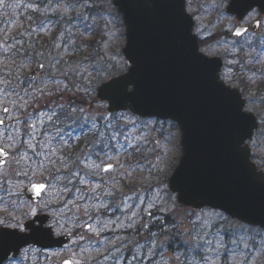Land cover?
Listing matches in <instances>:
<instances>
[{"label":"rangeland","instance_id":"obj_1","mask_svg":"<svg viewBox=\"0 0 264 264\" xmlns=\"http://www.w3.org/2000/svg\"><path fill=\"white\" fill-rule=\"evenodd\" d=\"M42 1L3 0L0 3V9L3 12L12 8L9 16L2 20L0 18V44L3 45L4 51L10 50V48L14 49L15 46L21 47L20 44L23 43L21 37L26 25V19L23 17L27 10L31 8L39 11L40 14H44V19L54 11H61L60 15L65 17L74 14L76 16L75 25L79 24L77 19H81L84 25L91 20L86 15L85 9L87 6H92L93 0H81L77 4L73 1L70 4L68 2L70 0H63L64 2L56 0L59 7L50 6L52 1L44 6ZM95 1L103 7L100 20L95 17L96 22L91 20L89 24L99 26L100 30L97 36L92 32L89 34L88 32H81L82 28L76 30L75 38L73 35L67 40L63 39V44L59 42L56 46L52 58L56 57L61 50L63 51L64 47H66L65 54L61 55L62 57L58 59L59 61L56 62L55 67L51 64L53 60L48 61L46 68L35 81L30 82L27 78V73L36 64L33 61L27 60L21 68L14 69L8 64L7 59H0V118L8 122L6 126L0 128V147H5L15 153L13 158L19 154L21 149L19 136L22 129L20 127L21 122L18 120L20 112L25 111L29 105H33V101L48 97L52 91H55V88L58 90L57 92L65 97H60L59 102L73 103L76 107L83 109L86 107L83 112L84 116L93 117L99 113H109L107 104L97 96V88L102 81L108 80L128 68V63L122 53L125 44V26L122 16L112 4V0ZM229 1L187 0L186 5L188 12L195 19V33L202 40H206L207 36L212 34V42H215H205L200 50L209 56H220L224 59L225 64L221 70V79L226 84L241 91L246 99L245 108L247 111L256 114L261 113L258 103L260 96L258 92H253H255V87L258 86L264 75H255L251 72L260 63H264V56L260 57L255 49H250L252 60L257 58L251 69L252 71L247 72L248 77H252L251 86L248 89L249 93L253 94V100L250 102V95L246 94L235 81L238 80L241 86L248 81L245 80L244 70L240 71V66H237L238 60H234L237 55V46L227 38L217 41L223 34L232 32L238 24L235 16L226 11ZM1 10L0 13L3 17ZM258 18L262 20L264 29V15H260L256 9L246 17L243 24L252 23ZM98 20L99 22H97ZM63 23L60 19L58 22L53 18L45 20L41 24L40 30L33 27V32L28 38L31 40V37H34L38 32L50 41L55 38L59 31L56 26L61 27ZM15 37H20V39H14ZM73 46L80 47L79 50L82 52L79 53L77 49V52L74 53V49H70ZM263 46L264 40L257 45V50H261ZM243 48L247 49L246 43L243 44ZM87 51L89 53H86ZM229 51L232 54L226 57L225 54ZM92 55L94 60L91 61L88 57H92ZM71 56L75 57L73 64L68 60ZM86 57L87 59H85ZM244 57H247V52L244 53ZM228 59H233L229 61L231 68L226 66ZM65 60L66 62L62 63ZM60 63L63 64V68L58 67ZM93 66H95L96 71L100 72V77H97L96 71H93ZM14 71H17L16 74H14ZM53 77H55V80H53ZM66 85L67 87H65ZM36 89H43L44 94L41 96L40 93L36 92ZM64 90H67L70 95L75 94L74 97L79 102H74L72 98L65 96ZM101 104L104 107H99ZM5 107L9 108V113L3 112ZM109 114L116 117V119L111 120V123L123 128L126 135L130 134L135 137L143 132L148 135L149 139H154L155 136L156 139L154 140L159 141L160 147L155 144H149L147 147L150 149L156 148L162 171H158L153 167L151 173H149L146 170L148 161L140 152L131 149L125 151L121 148L120 145L126 143L123 136H118L111 141V144L115 147L108 150V155L114 157L113 159H108L102 151L100 152V157L104 162L116 165L114 171L100 173L98 176H87L84 174L88 169H83L82 175L89 182L86 185L77 183V186L83 189L85 197L83 200L78 198L80 193L75 196L70 193L61 195L60 189L64 182L49 176L50 173L55 174L54 167L49 169L46 166V171L39 170L32 180L26 181V184L47 181L55 187H49L41 202L32 203L29 206L37 207L39 205L38 213L46 212L52 215L50 225H52L56 235L72 233L73 231L76 234L72 236L70 243L62 249L43 251L36 247H28L33 249L28 250L26 248L25 252L31 254L34 260L43 257L45 260L43 264H61L66 258H70L74 264H205L202 259H195L205 255L210 257V260H215L216 264H264V230L246 226L220 211L208 208L192 209L191 206L180 203L177 200V194L170 191L168 180L181 156V135L176 123L141 118L129 111ZM120 117L134 121L135 127L132 124H127L124 127L126 121L120 119ZM259 120L261 122V119ZM107 123L106 120H101V123L98 120L96 122L94 130H100L98 127L101 126L100 134L103 133V136L100 134L97 136L93 131H88L85 135L76 134L71 146L68 143L70 140L68 136L62 138L59 142L62 148L69 153L75 152V147L80 142H85L86 154L91 153L92 159L96 163H100L101 160L96 159L99 146L113 133L112 129L106 127ZM145 125L147 126L145 127ZM172 125H175V127H172ZM94 144L96 147H94ZM249 145L252 149V155L255 156L252 157L254 162L259 167L260 165L263 166L264 130L254 135ZM172 146H175L174 150L169 151L168 149H171ZM156 153L151 151L147 153L153 162H157ZM57 156L60 157L63 165L68 169L76 167L75 161L77 158L85 159V155L75 156L67 163L64 160V155L60 152H57ZM9 165H12V161ZM56 167H61V165ZM80 167L83 168V164ZM127 173H130V175ZM101 177L107 183L97 187L95 193H90L88 188L94 187ZM111 177H116V180H112ZM157 185L160 186V190H157ZM109 192L112 194L109 195ZM90 195L95 198L89 199ZM45 201L48 203V207H45ZM61 201H64L65 207L57 209ZM52 205L55 206V209H50ZM29 206L23 208L20 216L24 222L32 218L31 216H23V213L28 211ZM165 215L169 220L172 218V221L177 224H175L174 235L177 241L174 247L176 248L178 244L183 242L187 245V249L184 251L174 253L172 248L167 246V243L170 244L172 240L169 234L172 231L170 225L163 229L165 234L156 236L153 239L152 237L155 236L156 232L152 234L145 232L153 222L164 219ZM205 221H208L207 226H205ZM86 225H91V229L87 228ZM136 227L142 230L136 233ZM201 237H203V240L213 241L210 250H205L206 245L204 249L198 247L203 243ZM217 240H221L224 245L219 250V256H217L215 250ZM233 240L235 243H232ZM146 245L148 248L146 255H144L142 247ZM186 253L188 257L185 256ZM188 260L191 261L188 262Z\"/></svg>","mask_w":264,"mask_h":264},{"label":"water","instance_id":"obj_2","mask_svg":"<svg viewBox=\"0 0 264 264\" xmlns=\"http://www.w3.org/2000/svg\"><path fill=\"white\" fill-rule=\"evenodd\" d=\"M113 4L126 25L123 51L130 67L100 86L98 96L109 102L110 111L130 109L143 117L171 118L179 123L182 155L169 184L180 203L194 209H218L264 228V172L251 161L246 144L258 127L257 117L244 110L245 100L238 89L219 80L221 59L199 51L186 0H113ZM256 7L264 12V0H231L228 11L241 20ZM41 69L35 68L30 78ZM113 81L119 83L107 89ZM127 85L128 90L136 88L134 94L125 93ZM239 105L246 117L239 115ZM242 136L241 147L247 146V152L240 148ZM6 152L7 156H0V166L10 157ZM24 192L35 203L44 193L37 197L31 184ZM50 221V215L38 214L33 228L39 231L18 233L23 239L0 247V264L11 255L16 258L30 244L42 249L68 244L70 234L56 236L53 228L46 226Z\"/></svg>","mask_w":264,"mask_h":264},{"label":"trees","instance_id":"obj_3","mask_svg":"<svg viewBox=\"0 0 264 264\" xmlns=\"http://www.w3.org/2000/svg\"><path fill=\"white\" fill-rule=\"evenodd\" d=\"M75 4L79 3L81 0H72ZM72 1L70 3H72ZM12 8L7 9L6 11H2L3 17L1 16L0 13V18L5 19L7 16H9V13ZM100 10L102 12L103 7L98 4L97 1L93 0L92 1V6H87L85 9L86 15L90 17V19L93 21L96 16H100ZM90 21L86 22V25H84L83 21L81 19H77L79 21V24L76 26V30H80V26L84 27L87 31L91 30L95 36L99 33V26L95 25H89L91 23ZM96 22V20H94ZM90 26V27H86ZM17 39H20V37H16ZM238 52L240 51L241 45L238 44ZM0 59L8 60V64L12 66V68H21L27 60L33 61V62H41V61H46L48 63V60H36V58H33L35 60L28 59V57L24 56V54H20V52H15L13 54H9L3 50V48H0ZM240 56H243V51L239 52ZM92 60H94V56L92 55ZM51 61V60H50ZM56 61L53 60L51 61V64H55ZM4 70V69H3ZM17 71H14V74H16ZM245 80H247L245 78ZM244 89H247L249 87L248 82L245 83V85L242 86ZM58 90L55 88V91H52L51 94L48 97H43L40 100H35L33 101V105L35 108L36 114L38 112L44 111L48 112V115H51V110L50 109H56L57 116L59 117L57 119L56 116L53 117L52 120H48L47 116H40L37 119L36 117L30 119L29 118V123H36L37 127L36 129L30 130L26 127L24 123V119L21 120V134H20V143H21V149L18 155L12 157V165H8L5 168H0V215L7 214L8 211H14L16 215L21 216L23 208L27 207L30 205V203L27 201L23 194V188L26 186V181L32 180L34 175L38 173L40 169H37V161L44 159L43 157H37L34 153L42 151V149L37 146L34 149L29 148L27 146L26 141H28L30 138L34 137L36 138L35 140L32 139V143L36 144L37 141H41L46 139V134L47 137H52V146L55 148H61L59 149L58 152H60L62 155H64V160L69 163L75 156H84L86 154V148H85V142H80L78 145L75 147V152H68L66 149H63L60 140L66 136L70 138L68 143L70 146L73 144V138L77 133H81L85 135L89 130L90 123L86 121L83 117L84 114L80 113L79 111L76 113H72L71 118H66L62 113L61 109L57 107L59 104H63L65 110L69 108V104L74 105L73 103H65V102H59L58 99L60 97H63ZM258 92L260 94V98L258 102L260 103V112L263 114L264 113V86L258 85V87L255 90V93ZM262 93V94H261ZM64 95L67 96L68 98H72V101L74 102H79L78 99L74 97V95H70L69 92H64ZM65 98V97H63ZM76 106V105H74ZM37 107V108H36ZM23 111V110H22ZM20 112L21 114L23 112ZM99 123H101V120H98ZM100 130H93V132L98 136L101 131V126L98 127ZM264 130V116L262 117V122L260 125V129L258 130L257 134L259 132H262ZM59 133V135H57ZM75 145V144H74ZM67 149H69L67 147ZM46 151V150H45ZM14 154V153H13ZM55 159V157H54ZM11 163V162H10ZM45 164L49 169H51L53 166L48 165L47 161H45ZM66 164V163H65ZM61 165L57 163L54 167ZM264 167V165L262 166ZM24 173H27V175H24ZM65 207L64 201H61L57 209ZM50 209H55V206H51ZM165 215L163 220H158V222H153L147 230H145L146 233L152 234L153 232L155 233V236L152 237L155 238L156 236H162L165 234L163 232V229L169 224L170 228L172 231L169 232L170 238L172 239L170 244L167 243V246L172 248L174 246L175 242L177 241L176 238L174 237L175 235V228H176V222L169 220L168 217ZM176 224V225H175ZM142 229L139 227H136V233L140 232ZM73 234L75 235L76 232L73 231ZM151 239V240H152ZM150 242V241H149ZM152 242V241H151ZM85 248V246H84ZM148 246L146 245L145 247H142L143 253H146ZM185 247V244L181 242L178 244V250L182 251ZM38 260H34L31 255L24 254V256L19 259L18 261H12L10 264H43L44 262L42 261V257H38Z\"/></svg>","mask_w":264,"mask_h":264},{"label":"snow or ice","instance_id":"obj_4","mask_svg":"<svg viewBox=\"0 0 264 264\" xmlns=\"http://www.w3.org/2000/svg\"><path fill=\"white\" fill-rule=\"evenodd\" d=\"M3 0H0V3H2ZM255 27H260V21L257 20L255 22ZM86 27H90V26H86ZM245 32H247V29H242V28H238L234 31V35L236 36H242ZM87 59V57L85 58ZM131 60V59H130ZM38 67L43 68V65H38ZM93 71H96L95 66H93ZM96 75L97 77H100V72L96 71ZM119 83V81H113L111 84H108L106 87L109 90H112L113 86L117 85ZM129 84H133V83H129ZM216 84L221 88V90H226L223 86V84L221 83H217ZM67 87V85L65 86ZM136 88H133L132 90H128V85L126 86V89L124 90L126 94L128 95H132L135 93ZM14 91V89H13ZM77 91H79V89H77ZM227 91V90H226ZM36 92L40 93V95L42 96L44 94V90L43 89H36ZM111 98V97H109ZM35 99V97H34ZM57 107H59L61 109V113L66 117V118H71L72 113H76V112H81L83 113L85 110L83 108H78L72 104H69V108L67 110H65L64 105L63 104H59L57 105ZM99 107H104L102 104L99 105ZM240 105H239V115L241 117H246V115L244 113H242L240 111ZM51 110V115H48V112H38L37 113V119L40 116H47L48 120H52L54 116L57 117V119L59 118L57 116V112L56 109H50ZM9 108L5 107L3 108V112L4 113H9ZM31 114H28L25 116L24 118V123L26 125V127L30 130H35L37 125L36 123H29V116ZM86 121H88L91 125L92 129L96 128V122L97 120H106L108 121L106 127L110 128L113 130L112 135H110L107 140H105L103 142L102 145L99 146V151H97L96 153V159L101 160L100 163H96L95 160L92 159V154L91 153H87L85 154V159H80L77 158L75 163H76V167L68 169L66 166L63 165V161L60 160V157L57 156V152L59 151V149L55 148L54 146H52V137H47L46 134V139L41 140V141H37L36 144L32 143V140H28L25 143H27V146L29 148H35L37 146H39L42 151L39 152H35L34 154L37 157H43L44 159H41L39 161H37V169L40 170H47L45 161H47L48 165L51 166H55L57 163L61 164V167H54V173H50L49 176H51L52 178H55L57 180L63 181V186L60 189V193L61 195L66 194V193H70L73 196H75L77 193H80V196L78 197L79 199L83 200L85 199L84 195H83V189L81 187L77 186V183L79 185H86L89 182L87 180H85L84 175L87 176H98L100 173H108L110 171H114L116 168L115 164L112 163H106L104 162V160L101 159L100 157V152H103V155L105 157H107L108 159H113L114 157L109 156L108 155V150L112 149L115 147V145L111 144L112 140H115L118 136H123L126 140L125 144L120 145L121 148H123L125 151L128 150H133L136 152H140L144 158L148 161V166L146 168V170L151 173L152 168H156L158 171H162V169H160V161H159V154L156 153V148H148L147 146L149 144H155L157 147H160L159 145V141H156L154 139H149L148 135L146 133L141 132V134L139 136H135L132 137L130 134H125V132L123 131V128L121 127H117V125H113L111 123L112 119H116V117H112L109 113H99L96 116L93 117H88V116H84L83 117ZM120 119H125V125L124 127L127 126V124H132L133 127H135V122L134 121H130V120H126V118L120 117ZM5 124V120L3 118H0V125H4ZM147 125H145L146 127ZM172 127H175V125H172ZM57 135H59V133H57ZM101 136H103L104 134L101 133ZM34 138V137H33ZM244 139L245 136L241 137V143H240V148L244 151L247 152L249 151L247 146L241 147V145L244 144ZM65 144L67 143L66 141L64 142ZM94 147H96V145L94 144ZM175 146H172L171 149H168L169 151L174 150ZM46 150V151H45ZM163 150V149H161ZM151 151L153 153H156L157 155V162H153L147 155V153ZM7 152L3 147H0V156H7ZM55 157V159H54ZM81 164H83V168H81ZM142 167H144L142 165ZM83 169H88V171L82 175ZM130 175V173H127ZM24 175H27V173H24ZM47 179V178H46ZM112 180H116V177H111ZM107 183V181H104L103 178L101 177L100 181L94 186V187H89L88 191L90 193H95L96 192V188L100 187L102 184ZM49 187H55V185H50L49 183H31V188L32 190L35 192V195L37 197L41 196V193L43 191H45L47 188ZM157 190H160V186L157 185ZM109 195H111L112 193H108ZM89 199H93L95 198L94 196H89ZM72 202V201H70ZM45 207H48V203L45 201ZM38 208L39 205H37V207H28V211L23 213L24 217H28L31 216L34 219L31 220L28 223H25L20 216L16 215L14 211H8L7 214H3L0 215V247H3L6 243L11 242L13 239H23L22 236H18V233H25L28 230H32V231H39V229L33 228V224L36 223V218H38ZM149 215H151V213H149ZM205 226L208 225V221H205ZM49 227H52V225H49ZM87 228L91 229V225H86ZM4 229H12V231H4ZM201 240H203V237H201ZM232 243H235V241L233 240ZM213 241L212 240H203V243L198 245V247L200 248H205V245L207 246V248L205 249L210 250L212 247ZM224 245L222 243L221 240H217L216 241V252H217V256H219V250L221 248H223ZM201 259L205 262V264H216L215 260H210V257H208L207 255L202 256ZM64 264H72L71 261L69 260H65Z\"/></svg>","mask_w":264,"mask_h":264},{"label":"flooded vegetation","instance_id":"obj_5","mask_svg":"<svg viewBox=\"0 0 264 264\" xmlns=\"http://www.w3.org/2000/svg\"><path fill=\"white\" fill-rule=\"evenodd\" d=\"M58 27L59 31L58 33L55 35L54 41L55 44L53 47H47L45 49L43 42L40 43V46H34L36 45L35 39L32 41L30 40V38H28V36H30L32 34L33 31L28 30L27 31V40H26V48H24V53L26 55H32V54H37L39 57H43L45 55V50H47L49 53L51 52L50 50L53 49V51H56V46H58V43L61 42L63 44V39L67 40V34L69 36L72 35L71 31L69 32L67 27H66V23H63V25L61 27H59L58 25L56 26ZM70 49H74V47H71ZM66 51V47L63 48V51L61 50V52L58 54L62 55L65 54Z\"/></svg>","mask_w":264,"mask_h":264}]
</instances>
